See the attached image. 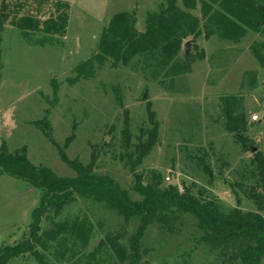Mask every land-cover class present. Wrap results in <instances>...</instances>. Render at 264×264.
Returning <instances> with one entry per match:
<instances>
[{
  "label": "rangeland",
  "instance_id": "1",
  "mask_svg": "<svg viewBox=\"0 0 264 264\" xmlns=\"http://www.w3.org/2000/svg\"><path fill=\"white\" fill-rule=\"evenodd\" d=\"M165 1L69 0L66 35L43 47L24 41L7 21L0 29V152L24 150L33 166L45 167L58 177H74L72 163L90 167L93 174L118 182L132 200L142 199L132 191L136 174L147 182L153 174H160L163 186L172 183L180 191L189 188L194 195L216 202L223 213L233 208L256 212L243 190L234 193L231 189V183L239 179L236 173L250 164L251 154L226 129L219 97L239 94L244 74L258 73L255 90L245 81L241 107L246 135L264 153V79L253 56V49L261 50L264 35L249 31L237 42L218 32L206 37V20L195 12L201 18L202 33L195 40H184L177 57L186 64L183 45L189 41V73L169 75L152 54L137 56L127 65L108 62L96 66L88 79L78 77L74 70L96 51L101 29L113 16L129 14L141 32L146 14ZM5 5L7 12L16 7L20 14L40 18H48L55 9L53 0H0V8ZM148 110L156 114L158 143L135 165L136 157L129 159L133 150L126 148L123 133L130 136L131 145L136 143L148 124ZM254 115L257 121L252 120ZM199 158L208 164L213 179L202 170ZM40 197L41 192L26 183L0 176V251L28 237L30 213ZM167 216L166 222L158 221L146 230L139 264H230L201 242L191 216L178 212ZM73 221L91 227L88 244L82 246L67 235L49 244L43 261L113 264L106 248L94 257L92 253L110 235L122 236L121 243L127 248V239L139 224L137 219L126 223L104 204L76 197L59 209L50 208L41 228L51 230L54 223ZM36 261L26 254L8 264Z\"/></svg>",
  "mask_w": 264,
  "mask_h": 264
},
{
  "label": "trees",
  "instance_id": "2",
  "mask_svg": "<svg viewBox=\"0 0 264 264\" xmlns=\"http://www.w3.org/2000/svg\"><path fill=\"white\" fill-rule=\"evenodd\" d=\"M178 1L166 0L155 11L148 12L141 32L135 29L129 14L113 16L107 26L101 29L96 51L76 65L74 70L77 76L92 78L96 66L108 62L113 66L127 65L143 54L156 55L158 65L165 72L169 71V75L189 73V57L183 60L185 65L179 63L177 57L184 40H195L202 33L201 18L195 12L206 20V37L218 32L224 39L237 42L249 31L264 35V0H180V5ZM53 4L54 14L48 18L20 14L16 7L12 14L7 12L5 5L3 9L0 8V29L8 21L27 43L40 47L53 44L55 39L66 35L70 9L66 2L53 0ZM260 48L253 49V56L264 79V44ZM246 80L250 90L258 87V73H246L240 84V93L220 96L219 102L226 119V129L251 154L250 164L236 173L239 179L231 183V189L234 188V193L243 190L247 199L256 207V212L233 208L223 213L216 202L203 199L202 194L199 197L194 195L189 188L184 187L180 191L176 184L163 186L160 174H153L150 182L144 180L143 175L136 174L132 191L142 199L132 200L118 182L109 176L93 174L90 167L84 168L72 163L75 176L58 177L45 167L33 166L27 160L24 150L8 154L2 149L0 176L26 183L30 188L40 191L41 197L30 213L28 237L14 246L3 247L0 251V264H8L11 259L26 254L32 255L38 264H48L43 261V252L47 251L50 243L62 240L67 235H73L77 238L75 240L82 242V246H86L91 236V227L85 222L54 223L51 230L41 228L42 217L50 208L59 209L76 197L104 204L126 223L132 219L139 221L135 232L127 239V248L121 243L122 236L110 235L99 243L92 257L99 249L106 248L114 260L113 264H139L142 257L141 241L148 227L158 221L166 222L167 214L178 212L191 216L201 232V242L217 250L219 256L230 264H261L264 259V153L258 149L251 152L255 146L246 135V116L241 107ZM155 116L153 111L148 110V124L140 130L136 143L131 145L130 136L123 133L126 148L132 147L133 150V154L128 157H136L135 165H139L158 143L159 124ZM198 164L213 179L203 158L198 159ZM57 262L64 264L66 261Z\"/></svg>",
  "mask_w": 264,
  "mask_h": 264
},
{
  "label": "water",
  "instance_id": "3",
  "mask_svg": "<svg viewBox=\"0 0 264 264\" xmlns=\"http://www.w3.org/2000/svg\"><path fill=\"white\" fill-rule=\"evenodd\" d=\"M189 46H190V42L189 41H187L186 43H184V45H183V51H184V55L187 57L188 56V54H189ZM251 152H256L257 151V148L256 147H252L251 148V150H250ZM175 182V179H174V177H173V183Z\"/></svg>",
  "mask_w": 264,
  "mask_h": 264
},
{
  "label": "built area",
  "instance_id": "4",
  "mask_svg": "<svg viewBox=\"0 0 264 264\" xmlns=\"http://www.w3.org/2000/svg\"><path fill=\"white\" fill-rule=\"evenodd\" d=\"M252 120H253V121H257V120H258L257 116L254 115V116L252 117Z\"/></svg>",
  "mask_w": 264,
  "mask_h": 264
},
{
  "label": "crops",
  "instance_id": "5",
  "mask_svg": "<svg viewBox=\"0 0 264 264\" xmlns=\"http://www.w3.org/2000/svg\"><path fill=\"white\" fill-rule=\"evenodd\" d=\"M59 1H62V2H66L68 4H70L69 0H59ZM73 5V4H72ZM91 9V8H90Z\"/></svg>",
  "mask_w": 264,
  "mask_h": 264
}]
</instances>
